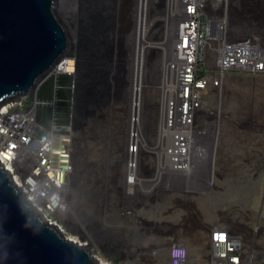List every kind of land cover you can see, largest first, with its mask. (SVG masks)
<instances>
[{"label": "water", "instance_id": "1", "mask_svg": "<svg viewBox=\"0 0 264 264\" xmlns=\"http://www.w3.org/2000/svg\"><path fill=\"white\" fill-rule=\"evenodd\" d=\"M229 2V28L248 35L257 34L264 41V29L261 32H252L246 23L237 21L238 18L234 20V4L231 0ZM74 3V0L70 1L71 5ZM155 3L156 0H150L151 11L155 10ZM64 4V0H0V106L22 96L38 103L39 88L47 77L56 72L72 75L70 127L73 171L64 193L69 210L62 219V224L69 229L70 224L74 223V213H77L79 221L75 222L77 228L72 232L80 234L81 238L87 239L88 242L82 243L68 237L63 227L49 222L40 214L25 197L11 171L0 160V264H104L92 253V250L96 249V243H99V238L90 229L86 216H91L89 219L95 222L99 230L104 229L112 235V229L104 227L105 219H109L108 214L115 212L132 222V218L136 216L135 208L140 205L139 198L144 197L141 190L134 192L129 185L128 167L126 173L119 178V175L113 176L106 169V157L97 164L92 162L90 156L93 146L90 138L94 137L96 143L102 141L101 135L95 132V126L100 123V118L107 117L116 96L125 98L127 110L133 113V119L135 118L136 96L133 93L132 64L139 49L135 45V38L129 31L120 32L118 28L119 0H83L80 6L75 5L73 8L74 20L63 15ZM164 6L163 3V10ZM81 40L85 45L84 50L79 47ZM71 58L75 60V68L69 71L64 68V64ZM230 79L264 81V77L232 74L226 78L222 88L213 89L208 93L211 102L207 108L211 115L205 118L204 122L209 123V148L202 166V172L206 169V184L198 187L189 184L193 177H199L195 174L199 172L198 169L188 176L161 174L159 177L157 164L154 162L145 170L146 176L142 178L139 173L142 159H137L134 185L139 181L158 179L157 190L149 192L148 197L153 200L162 199L163 195L169 192L182 191L189 194L190 190L210 188L209 183L211 180L213 182L214 176L210 174L208 166L215 164L217 158H211L209 152L213 150L215 133L223 136L226 131L224 123L227 118L223 104ZM128 123L125 135L127 138L130 135V119ZM156 129L155 138L158 135V127ZM109 141L105 140V143L112 145L113 141ZM132 149L136 150L137 145L128 146V155L134 153ZM250 200L253 203H262V192H259L254 200L252 197ZM86 205L91 206L93 215L86 210ZM244 207L235 204L230 206V211L224 212L234 218L240 214L246 216L251 213L249 208ZM236 221V225H226L242 233L247 244L255 242L259 246L255 239H247L242 226L250 233L252 231L255 234V231L242 224L243 222ZM151 225L152 223L144 222L141 228L142 236L148 233ZM85 226H88L90 233H87ZM215 226L209 227L210 237L213 236ZM123 230L135 231L127 227ZM135 238L128 237L127 241H123L126 244L119 243L117 239L113 240L112 247L121 253V258L135 251L140 252L143 248H139ZM159 245L164 250L166 242ZM124 248L127 249L126 252ZM147 250L153 255L154 249ZM106 257H109L107 253Z\"/></svg>", "mask_w": 264, "mask_h": 264}, {"label": "rangeland", "instance_id": "2", "mask_svg": "<svg viewBox=\"0 0 264 264\" xmlns=\"http://www.w3.org/2000/svg\"><path fill=\"white\" fill-rule=\"evenodd\" d=\"M231 1L232 4H234L232 15L234 20L238 18L237 21L246 23L252 32H261L264 29V0ZM82 2H75L74 5H71V11L74 14V6H80ZM120 3L118 28L120 32L129 31V33L134 36L136 44V36L134 33L137 30L139 0H120ZM148 7L144 50L145 81L142 86V107L140 109V116L135 120L143 122L142 126L145 127L144 134L146 142L142 147L138 144H132L137 145V149L133 151L134 153H138L142 150V153L145 152L147 154L143 156L141 167H139V173H141L140 176L142 178H145V170L150 168V165L153 164L152 162L158 164L157 158L159 154L162 155L164 152L163 155H165L168 151V149H165L167 146H164L166 145V141H162L158 148L156 144L152 143L157 140L158 136L159 138L163 136V133L158 130V135L155 138V131H157L156 128L160 122L159 105L161 92L158 86L161 85L159 82L164 75L163 68L165 64H167V61L170 62L171 60L170 57H167L168 54L165 57L164 49L170 53L172 49L169 41L165 44H160V42H163L166 38L165 11L159 5H156L155 10L151 11L150 0L148 2ZM64 9H70V5L65 4L63 6V11ZM171 17H168L170 21H172ZM173 19L174 22H177V19L175 20L174 17ZM84 46V42L81 40L79 46L80 50H84ZM163 47L164 49H162ZM170 53L169 55H171ZM169 73L170 72L167 70V84L173 85L174 98L172 104L174 110L175 81L174 78L171 77V73ZM225 94L226 99L223 104V110L227 118V121L224 123L226 131H224L225 134H223V136H218L219 134L215 133V136H218L219 142H216L218 147L213 144V150H215L216 153V156H214L217 158L215 164H213L216 165L215 167L217 168L215 169L216 171L214 170L213 185L211 184L208 189L190 190L189 195L187 194L188 192L183 193L182 191H176L164 194L162 199L158 198L153 200L151 197H148V195L154 192V190H157L158 185L156 181H158V179H156V181L142 182L143 187L139 190L142 191L141 193L144 197L139 198L140 205L135 208L136 216L132 218V222H130L129 219L122 218L115 212L109 213V219H105L104 227L107 229L111 228L112 235H109L104 229L102 231L99 230L95 222L89 219L91 216H86L90 229H92L99 238V243H96V249L92 250V253L100 261L104 263L110 262V264H157L156 260L154 261L153 257L148 254L147 249H158V246L161 247L159 244L165 241H180L185 243L190 249L192 259H195L201 256V253L204 255V252L209 249V242L205 239V243L203 242L202 245H197L199 244L197 242V231H201V235H204L203 237L205 238L206 228L211 225H236V220L254 222L252 218H246L243 214H238L240 219H236L237 217L234 218L233 215H228L224 211H230V206L235 204L245 206L248 204L253 191H257L254 197H258V193L264 190V122L260 120L262 117L261 115L264 113V81L258 83L254 79L231 81L227 86ZM244 104L249 108L243 109L242 105ZM174 115L175 113L173 112V116ZM133 117V113L127 110L125 98L116 96L107 117L100 118V123L95 126V132L101 135L102 141L96 143L94 137L90 138V142L93 143L90 154L92 162L99 164L102 159L106 157V169H108L113 176L118 177L119 175V178H121L120 175L125 174L128 167L129 155L127 147L131 144L129 137L127 138L125 135L129 124L128 119L132 122ZM235 124L239 126H235ZM132 129L131 125L130 133ZM215 136L213 142L217 141L215 140ZM105 140L108 142H110L109 140L113 141L112 145H107ZM147 146L156 147L153 152L155 151L154 155L157 156V158L148 154V151L150 150L152 152V149H149ZM161 146H164V148ZM137 157L138 159L140 158L139 155ZM254 181L258 183L256 189L252 184ZM149 182H153V184H149ZM230 187H232L231 190ZM133 191L136 192L138 189L134 187ZM207 205H209V207ZM85 208L93 215L91 206L86 205ZM248 215L252 217L251 214ZM73 220L74 223L70 224L69 229L63 226L66 235L78 242L87 243V239L84 240L81 238L80 234L72 232L73 229L77 228L75 222L79 221L77 213H74ZM145 221L152 223V225L150 229L147 230L148 233L142 236L143 231L141 228L144 226ZM154 224L156 225L154 226ZM87 227L85 226V230L87 233H90ZM126 227L127 229L132 228V230L135 231L131 230L132 232H124L123 229ZM242 228L247 234V239L252 241L255 239L259 248L264 253V229L259 235H255L252 231L250 233L246 230L245 227L242 226ZM196 229L197 231H195ZM202 231L204 234H202ZM132 236L136 237V243L139 248H143L144 251L139 249L140 252L135 251L131 253V255H126L121 258V253L116 250L115 247H112V242L117 239L119 243L126 244L123 241H127L128 237ZM165 237L169 238V240H163ZM169 244L170 243L166 244L164 250L161 247L162 250L157 253V256H160L158 264H168L167 248ZM123 250L125 252L127 251L126 248ZM106 253L109 257H106Z\"/></svg>", "mask_w": 264, "mask_h": 264}, {"label": "built area", "instance_id": "3", "mask_svg": "<svg viewBox=\"0 0 264 264\" xmlns=\"http://www.w3.org/2000/svg\"><path fill=\"white\" fill-rule=\"evenodd\" d=\"M229 1L156 0L155 4L163 8L164 3V9L177 19L172 58L167 61L174 75L176 110L173 121L164 120L172 137L167 153L157 158V176L202 171L200 165L209 148V123L204 122L211 115L208 93L222 88L232 74L264 75V41L257 34L229 28ZM37 104L22 96L0 106V160L36 210L63 227L69 210L64 193L73 171L71 127L59 131L56 124L48 128L39 123ZM136 167V159L130 157L129 185L136 180L132 171ZM215 227L204 255L192 259L185 243L173 241L168 264H264V253L255 242L247 244L244 235L230 225ZM221 235L225 239L217 238ZM161 249H154L153 255Z\"/></svg>", "mask_w": 264, "mask_h": 264}, {"label": "bare ground", "instance_id": "4", "mask_svg": "<svg viewBox=\"0 0 264 264\" xmlns=\"http://www.w3.org/2000/svg\"><path fill=\"white\" fill-rule=\"evenodd\" d=\"M70 1H73V0H64V3L66 2V5H70V9H64L63 11V15L67 18V19H70V17H72V19L74 20V17H75V14L71 11V4H70ZM74 2H77V3H80L82 2V0H74ZM148 2L149 0H139V3H138V15H137V30L136 32L134 33V35L136 36V47L139 48L137 50V55L135 56L134 58V61H133V70H132V76H133V93L135 94L136 96V105H135V118L132 119V122L131 125L133 127L132 129V132L130 133L129 135V141H130V144H138L140 147H142L144 145V143L146 142V138H145V127L142 126L143 125V122L142 121H135L136 119H138V116H140V109L142 107V104H141V100H142V86H143V82L145 81L144 80V69H145V33H146V23H147V18H148ZM65 5V4H64ZM120 6H121V3H120V0H119V8H118V15H119V9H120ZM165 15L168 16V17H171L172 15L170 13L167 12V10H165ZM177 11V10H176ZM71 12H72V15H71ZM164 15V16H165ZM165 16V21H166V30H165V40L163 42H160V44H165L166 42H170V46H173L172 44H174L175 42V30H176V25H177V22H174V19H173V16L171 17V20ZM118 19H119V16H118ZM167 39V40H166ZM164 49V47L162 48ZM169 51L167 52L166 49H164V55L166 57V55L168 54V58L170 57V59L172 58L171 55H169ZM171 54V53H170ZM171 61V60H170ZM168 64V63H167ZM165 64V67L163 68V71H164V75H163V78L162 80L159 82L161 85H159V89H160V92H161V95H160V125H158V130L160 132L163 133V136H161V138H159V136L157 137V140L155 142H153L152 144H156V147L158 148V146L161 144V142L164 140L166 141V144H167V147L171 145L170 141H171V137H172V132H170L171 130L169 129V125L167 124H164V120H166L167 123L173 121V112H175L176 109L173 110V85L172 84H167V70L171 73H169L171 75V77L174 78V75H173V72L171 70V66L170 65H167ZM64 68L66 70H69V71H72L74 70L75 68V60L73 58L67 60V62L64 64ZM172 79V78H171ZM238 80H241V79H230L229 82H235V81H238ZM243 80H249V79H243ZM251 80V79H250ZM253 80V79H252ZM256 82H261V79H255ZM153 83H156L155 81H152ZM252 83V82H251ZM174 90H175V86H174ZM159 91V90H158ZM242 108L243 109H248L249 107H247L246 104L242 105ZM241 108V109H242ZM133 109V108H132ZM263 110V109H262ZM158 111V110H157ZM243 112V111H242ZM262 117L260 118L261 122H264V113L261 115ZM131 121V120H130ZM240 123V122H239ZM145 125H146V121H145ZM165 126V128H164ZM235 126H239V125H236ZM261 126V125H260ZM259 126V127H260ZM166 132V133H165ZM239 132V131H238ZM237 132V133H238ZM235 133V132H234ZM217 141H214V144L216 145L217 143L216 142H219L218 140V136H215ZM214 140V138H213ZM163 141V142H164ZM212 142V141H211ZM166 146V145H164ZM164 146H161L164 148ZM217 146V145H216ZM220 146V145H219ZM149 149H152V152L149 150L148 151V154L149 155H152L154 156L155 158H157V156L154 155V152L153 150L156 149V147H151V146H147ZM215 147V146H214ZM218 147V146H217ZM128 148V147H127ZM140 156V158L138 159L137 156ZM144 155H147L145 152L142 153V150L138 153H133V154H129L130 157H134V159H138V160H141L143 158ZM161 154H159L160 156ZM209 155L211 156V158L215 157L216 156V153H215V150H212L211 152H209ZM215 155V156H214ZM212 161V159H211ZM214 161V160H213ZM202 165H200V169H204V167H202ZM216 165H212L210 164L208 166L209 168V171H210V174L211 175H214V170L217 169L215 167ZM125 168V167H124ZM135 169L132 168V171H134ZM206 171V169L204 170ZM204 171H200V172H195L196 175H199V177H193L192 178V182L189 183V184H194L195 187H198L199 185L201 184H204L205 182V173ZM216 171V170H215ZM126 173V172H125ZM123 175V174H122ZM159 176V175H158ZM195 176V175H194ZM160 177V176H159ZM200 179V181L198 180ZM136 181V180H135ZM151 181V180H150ZM155 181V180H153ZM201 182V183H200ZM157 183V181H156ZM149 184H153V182H149ZM158 184V183H157ZM206 184V183H205ZM213 184L212 180L210 181L209 183V186ZM165 185V184H164ZM166 186V185H165ZM134 187H136L137 189H141L143 187V184H142V181H139V183H136V185L134 184H131V188L133 189ZM164 189V188H163ZM163 193H165L164 190H162ZM191 193V192H190ZM189 195V194H188ZM223 199V198H222ZM212 200V199H211ZM210 200V201H211ZM207 203V201H205ZM212 202V201H211ZM218 202V201H217ZM215 202V203H217ZM209 204V203H207ZM214 205V203H213ZM209 207V205H207ZM215 207V206H214ZM210 209V208H209ZM203 222V221H202ZM199 224V223H198ZM200 226V225H199ZM190 227V226H189ZM196 227V226H195ZM209 227L208 226L206 228V231H205V238L201 235V231H197V229L195 231H197L198 233V237H197V242L199 244L197 245H202L203 242H204V239L206 241L209 242L210 240V236H209ZM246 229V228H245ZM199 230V229H198ZM205 230V229H204ZM255 230V229H254ZM200 233V234H199ZM202 234H204V232L202 231ZM196 237V236H195ZM196 242V243H197ZM205 243V242H204ZM144 251V250H143ZM145 254V253H144ZM149 254V253H148ZM153 257V260L155 261L156 260V263L158 264L159 263V257L160 256H157V255H151ZM151 259V258H150ZM102 262V261H101ZM104 263V262H102ZM104 264H110V262H106Z\"/></svg>", "mask_w": 264, "mask_h": 264}, {"label": "trees", "instance_id": "5", "mask_svg": "<svg viewBox=\"0 0 264 264\" xmlns=\"http://www.w3.org/2000/svg\"><path fill=\"white\" fill-rule=\"evenodd\" d=\"M73 77L66 72H56L47 77L39 88L36 119L50 128L56 124L67 131L71 122ZM118 261V260H116Z\"/></svg>", "mask_w": 264, "mask_h": 264}, {"label": "flooded vegetation", "instance_id": "6", "mask_svg": "<svg viewBox=\"0 0 264 264\" xmlns=\"http://www.w3.org/2000/svg\"><path fill=\"white\" fill-rule=\"evenodd\" d=\"M259 77H264V75H260ZM213 181H214V179H213ZM252 184H253V187L255 189L258 187L257 181L252 182ZM256 192L257 191H253L251 193L250 198L252 197L253 200H254V198H256V197H254ZM263 192H264V190L262 191V194H263L262 203L261 202H258V203L256 202L257 204L253 203V201H251L250 198H249L248 204L245 205V207L249 208L250 211H251V213L249 212V214L252 215V217H249V215H246L245 217L246 218H252L254 220V222H248L247 220H243L244 222L242 223V224H246L247 226L251 227L252 230L255 231L256 235H259L262 232V230L264 229V193ZM123 215H124V213H123ZM237 219H240V216L237 217ZM163 240H169V238L165 237ZM168 243H170V241L166 242V244H168Z\"/></svg>", "mask_w": 264, "mask_h": 264}, {"label": "snow or ice", "instance_id": "7", "mask_svg": "<svg viewBox=\"0 0 264 264\" xmlns=\"http://www.w3.org/2000/svg\"><path fill=\"white\" fill-rule=\"evenodd\" d=\"M217 238H218V239H220V240H223V239H225V237H224L223 235H221V236H218Z\"/></svg>", "mask_w": 264, "mask_h": 264}]
</instances>
